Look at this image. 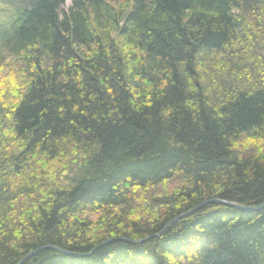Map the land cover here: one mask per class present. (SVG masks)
<instances>
[{"label":"trees","instance_id":"1","mask_svg":"<svg viewBox=\"0 0 264 264\" xmlns=\"http://www.w3.org/2000/svg\"><path fill=\"white\" fill-rule=\"evenodd\" d=\"M66 1L0 0V264H264V206L155 236L264 202V0Z\"/></svg>","mask_w":264,"mask_h":264},{"label":"water","instance_id":"2","mask_svg":"<svg viewBox=\"0 0 264 264\" xmlns=\"http://www.w3.org/2000/svg\"><path fill=\"white\" fill-rule=\"evenodd\" d=\"M215 202H217L216 200H207V201H204V202H202V203H200V204H198V205H196L195 207H193V208H191V209H189V210H187L186 212H184V213H182V214H179V215H177V216H175L174 218H172L170 221H168L166 224H165V226L161 229V231H159L158 233H156L155 234V236H158V235H160L161 233H162V231L165 229V228H167L170 224H172L174 221H176L178 218H180V217H182V216H185V215H187V214H189V213H192L193 211H195V210H197L198 208H200L201 206H203V205H205V204H208V203H215ZM222 202V204H226V205H231V206H236V205H234V204H232V203H228V202H225V201H221ZM262 206H264V203L262 204ZM244 208V207H243ZM249 209H256V207H253V208H249ZM147 238H145V239H141V240H139V241H143V240H146ZM121 240H124V239H121ZM112 240L110 239V240H107V241H105V242H103L102 244H105V243H109V242H111ZM138 241V242H139ZM101 245V244H100ZM99 246V245H98ZM54 249H56V250H58V251H60V252H63V250L62 249H60V248H57V247H53ZM34 252H30V253H28V254H26L17 264H21L24 260H26L27 258H29L32 254H33Z\"/></svg>","mask_w":264,"mask_h":264},{"label":"bare ground","instance_id":"3","mask_svg":"<svg viewBox=\"0 0 264 264\" xmlns=\"http://www.w3.org/2000/svg\"><path fill=\"white\" fill-rule=\"evenodd\" d=\"M213 200H216L217 202H215V203H211V204H222V202L221 201H225V202H228V203H232V204H234V205H236V206H231V205H227V206H230V207H233V208H236V209H239V210H245V211H247V210H252V209H249V208H253V207H249V206H246V205H242V204H239V203H235V202H233V201H227V200H222V199H220V198H212ZM212 199H208V200H212ZM205 201H207V200H205ZM204 202V201H203ZM202 203V202H201ZM264 203V202H263ZM262 203V204H263ZM209 204V203H208ZM262 204H260L259 206H256V209H258V208H261V207H263L262 206ZM206 205V204H205ZM223 205H226V204H223ZM244 207V208H243ZM256 209H254V210H256ZM186 212V211H185ZM182 214V213H181ZM190 214V213H189ZM188 215V214H187ZM187 215H185V216H187ZM185 216H182V217H185ZM182 217H180V218H182ZM180 218H178V219H180ZM177 219V220H178ZM41 247H39L38 249H40ZM30 252H34L35 253V250H32V251H30ZM30 252H28V253H30ZM27 253V254H28ZM33 253V254H34ZM61 253H66V254H72V252H70V251H67V250H63V252H61ZM32 254V255H33Z\"/></svg>","mask_w":264,"mask_h":264},{"label":"rangeland","instance_id":"4","mask_svg":"<svg viewBox=\"0 0 264 264\" xmlns=\"http://www.w3.org/2000/svg\"><path fill=\"white\" fill-rule=\"evenodd\" d=\"M90 217H91V219H94L96 217V215L95 214H91ZM98 228L99 227H95V228H92V229H94L96 231V230H98Z\"/></svg>","mask_w":264,"mask_h":264}]
</instances>
